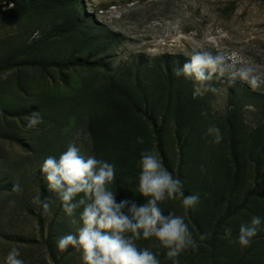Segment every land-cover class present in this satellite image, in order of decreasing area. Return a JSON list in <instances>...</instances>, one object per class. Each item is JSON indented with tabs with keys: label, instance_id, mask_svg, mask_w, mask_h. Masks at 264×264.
Here are the masks:
<instances>
[{
	"label": "rangeland",
	"instance_id": "374dc122",
	"mask_svg": "<svg viewBox=\"0 0 264 264\" xmlns=\"http://www.w3.org/2000/svg\"><path fill=\"white\" fill-rule=\"evenodd\" d=\"M34 1L45 0H0V65L74 13L61 6L37 9L31 4ZM78 7L80 18L93 14L102 29L87 25L50 37L0 69V264H5L11 247L20 249L24 264H82L80 252L71 246L60 251L56 246L59 237L76 233L82 226L81 209L74 217L64 213L56 194L47 188L39 170L41 163L49 155L59 157L72 143L82 155H91L86 115L97 108L93 91L112 75L136 62L147 69L165 53L190 58L194 49L223 52L230 65L253 67L257 79L254 83H232L225 73L222 77L214 74L203 83L192 80L194 90L205 98L207 113L199 126L191 131L181 129L180 135L174 118L156 114L153 122L142 115L148 126L149 151L181 179L185 195L199 194L195 209L185 210L182 197L166 199L160 207L164 215L172 212L184 216L197 240L196 251L189 248L181 252L180 264H264V224L248 246L234 242L241 223L253 215L264 217V196L250 197L243 208L219 223L254 187L258 174L255 157L264 146L255 138L258 134L247 142H237L236 179L226 116L230 109L237 112L241 130L248 131L245 136L261 119L264 122L261 103L255 96L241 99L247 89L264 94V0H81ZM107 34L112 38L111 48L88 56L85 41ZM79 46L82 51L77 50ZM70 59L73 63L89 62L66 66ZM33 111L39 112L41 123L27 128ZM210 122L221 129L219 144L211 143L205 134ZM158 127L162 129L161 145L155 131ZM16 184L20 186L18 192L12 190ZM259 184L263 192L264 158L259 164ZM137 185L133 186L132 200L141 205L147 198L138 193ZM37 194L49 200V214H43L33 203ZM226 227L232 229L231 237H225ZM201 233L208 235L200 240ZM135 243L156 253L160 264H172L155 237Z\"/></svg>",
	"mask_w": 264,
	"mask_h": 264
},
{
	"label": "clouds",
	"instance_id": "9594fccd",
	"mask_svg": "<svg viewBox=\"0 0 264 264\" xmlns=\"http://www.w3.org/2000/svg\"><path fill=\"white\" fill-rule=\"evenodd\" d=\"M255 71L247 64L239 67L230 65L223 52L214 54L194 49L190 60L182 67H174L172 74L203 83L213 79L214 74L222 77L228 73L232 83L237 80L254 83L257 79L253 75ZM196 95L198 92L194 91L193 96ZM40 123L39 112L33 111L26 127L34 128ZM205 134L214 144L221 143L223 139L220 127L214 122L208 124ZM137 142L143 143V138L137 137ZM139 167L138 193L147 198L141 205L128 200L117 202L109 188L115 177V164L95 155H82L74 143L69 144L59 157L49 155L44 158L39 170L47 181V188L56 194L64 213L74 217L76 210L81 209L79 220L82 226L76 233L69 232L59 237L56 246L60 251L71 246L80 252L82 264H160L156 253L149 248H138L135 243L141 238L155 237L166 249L165 258L172 264H180L178 257L181 252L189 248L193 251L198 249L197 240L193 238L184 216L172 212L164 215L160 202L182 197L180 202L185 210L195 209L199 194L185 195L181 179L164 167L154 151L141 153ZM12 190L18 192L20 186L16 184ZM32 199L43 214L50 213L51 204L47 198L42 200L37 194ZM126 207L127 211H124ZM262 224L264 217L253 215L249 221L239 225L234 242L248 246ZM207 235L201 233L199 239L203 240ZM224 235L231 237L232 229L226 227ZM5 264H24L19 248L8 250Z\"/></svg>",
	"mask_w": 264,
	"mask_h": 264
},
{
	"label": "trees",
	"instance_id": "16d2710c",
	"mask_svg": "<svg viewBox=\"0 0 264 264\" xmlns=\"http://www.w3.org/2000/svg\"><path fill=\"white\" fill-rule=\"evenodd\" d=\"M80 1L45 0L31 2L32 6L37 9L61 6L69 7L74 13L68 14L47 36L37 39L32 45L23 50L11 54L4 64L0 65V69L9 67L13 59L32 52L50 37L61 36L87 25L102 29L93 14H90L87 18H80L79 14H76L80 10L78 7ZM103 30L106 29L103 27ZM85 43L89 48L88 56L91 57L111 48L112 38L110 34L103 37L93 36L89 37ZM82 49L83 47L80 46L77 48L78 51H82ZM189 60V57L183 55L165 53L156 58L153 65L148 66L147 69L136 62L112 75L105 85L93 91L92 99L97 103V108L94 112L86 115L85 119L86 129L91 141V155L115 164V177L109 188L114 192L117 202L121 200L134 202L132 200V189L138 183L140 156L145 150L149 151L148 126L142 115L146 116L148 120H153L156 114L162 115L164 119L167 117L174 118L177 122L178 135H180L181 129L191 131L194 127L199 126L202 119L205 118L207 113L206 108L203 106L205 98L199 94L193 96L195 90L192 79H186L183 76L177 78L172 74L174 67H182ZM88 62L89 59H84L75 63L87 65ZM75 63L70 59L65 64L69 66ZM253 96H255L256 101L261 103V112L264 116V94L260 96L254 89H247L241 95V99L246 100L248 97L252 98ZM236 118L237 112L230 109L226 116V126L229 133L231 155L236 167L234 177L238 179L237 142L240 140L247 142V138L252 139L254 134H258L255 138L261 139L264 145V122L261 119L251 133L245 136L248 131L241 130L242 123L238 122ZM155 131L158 145H161L162 129L158 127ZM137 137H142L143 143H138ZM237 138L240 139L237 141ZM263 158L264 146L257 151L255 157L258 174L255 178L254 187L247 192L244 199L234 210L225 213L219 223L243 208L250 197L264 196V191H259V164ZM215 230L217 231V228Z\"/></svg>",
	"mask_w": 264,
	"mask_h": 264
}]
</instances>
